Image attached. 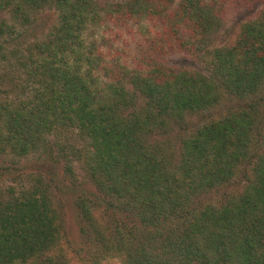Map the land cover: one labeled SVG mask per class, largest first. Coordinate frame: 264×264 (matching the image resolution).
I'll return each instance as SVG.
<instances>
[{"label":"trees","instance_id":"trees-1","mask_svg":"<svg viewBox=\"0 0 264 264\" xmlns=\"http://www.w3.org/2000/svg\"><path fill=\"white\" fill-rule=\"evenodd\" d=\"M109 1L0 0V65L14 63L37 84L27 96L29 83L1 92L19 87L23 96L0 99V155L20 160L36 154L55 164L68 156L48 143L50 135L70 130L84 142L72 153L101 196L86 193L76 201L80 232L94 247L82 264H264V151L250 154L257 119L242 107L205 124L182 139L176 161L143 139L186 112L215 107L221 90L244 99L259 90L264 12L242 26L232 45L208 49L207 74L168 69L154 75L135 68L121 78L103 75L102 81H111L99 90L92 86L107 67L96 42L88 45L82 36ZM126 6L130 14L143 15L154 0H129ZM176 6L196 32H211L216 24L202 0ZM45 10L57 12L56 25L45 40L30 43L36 55H17L29 41L25 30ZM192 48L197 50H184ZM138 97L146 99L144 108L123 117ZM259 124L260 132L264 116ZM242 165L253 175L244 190L220 206L195 204L230 182ZM9 170L1 166L0 176H12ZM41 175L24 182L18 173L0 186V264H56L62 257V218ZM98 209L100 224L92 214Z\"/></svg>","mask_w":264,"mask_h":264},{"label":"rangeland","instance_id":"rangeland-1","mask_svg":"<svg viewBox=\"0 0 264 264\" xmlns=\"http://www.w3.org/2000/svg\"><path fill=\"white\" fill-rule=\"evenodd\" d=\"M179 1L154 0V7L150 6L149 11L143 15L128 12L126 4L129 0L105 2L98 9L100 21L88 24L82 36L88 45L93 41L96 42L99 52L103 55L101 58L103 64L107 67L106 71H101L102 76H100L103 78L97 79L98 82L92 87L96 88L98 85V89H101L104 86L103 82L111 81L109 80L111 78L102 81L103 75H112L111 77L116 75L121 78L125 71L129 73L135 68L154 75L168 69L207 74L208 49H223L232 45L242 26L247 22L258 20L264 12V0H202L210 7L216 24L211 32L199 33L191 26H187L185 17L178 13L176 5ZM155 4H160L159 8L157 6L155 8ZM37 14L35 22L25 30L30 35L29 41L20 45L17 55L29 53L36 55V50L31 48L32 41L45 40L52 26L58 21L56 11L45 10ZM20 40L23 42L22 38ZM180 44L183 48H178ZM186 47H195L197 50L193 48L190 51L184 50ZM11 61L14 62L13 59ZM13 64L0 65V99L2 100L7 98L15 101L18 96H23L19 87H16L13 93H1L10 89L12 85L17 86L21 83L26 86L29 83L26 96L30 90L37 87L36 81L28 78L26 70L20 67L17 69ZM117 64L121 65L119 69L116 67ZM93 73L97 77V72ZM122 86L129 92L133 91L128 83ZM145 102L146 99L138 97L135 106L125 110L123 117L140 111L144 108ZM251 103H256L257 109L250 112L251 109L248 107ZM242 107L257 119L260 126L259 119L262 121L264 116V82L256 93L245 99L221 90L220 101L215 107L196 113L186 112L183 119H172L164 126L145 135L143 139L153 149H161L166 157L176 161L182 139L189 137L205 124L225 117L228 113H240ZM258 125L253 131V146L250 152L255 155L264 151V128L259 132ZM47 139L57 151L64 150L60 156L67 155V160L62 158L61 161L57 160V163L51 164L36 154L20 160L13 159L9 155H0V167L9 166V171L13 174L9 177L0 176V186L10 183L12 177H16L18 173L23 175L24 182L33 181L42 174L43 181L50 185L54 207L62 218L64 231L60 241L62 257L56 264H62L63 260L65 264H82L81 259L94 251V247L90 242H85L80 232L81 215L76 201L79 195L86 193V196L92 199L101 195L88 179L82 168L83 163L72 153V149L83 148L84 142L70 130L55 132ZM15 161L16 164L10 166ZM68 166L72 171L67 170ZM252 178V170L248 165L239 166L230 182L201 195L195 204L220 206L230 195L234 196L244 190L247 180ZM92 214L99 224L100 218L104 219L103 216L100 217L99 209L97 213L92 211ZM83 227H87V223L83 222ZM103 264L108 263L104 261ZM115 264L119 263L115 262Z\"/></svg>","mask_w":264,"mask_h":264}]
</instances>
